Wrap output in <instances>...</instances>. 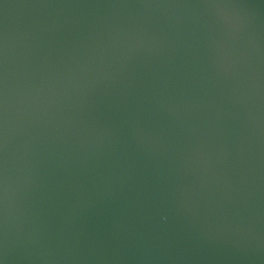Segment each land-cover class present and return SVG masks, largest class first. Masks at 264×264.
<instances>
[{"label":"water","instance_id":"obj_1","mask_svg":"<svg viewBox=\"0 0 264 264\" xmlns=\"http://www.w3.org/2000/svg\"><path fill=\"white\" fill-rule=\"evenodd\" d=\"M0 264H264V0H0Z\"/></svg>","mask_w":264,"mask_h":264}]
</instances>
